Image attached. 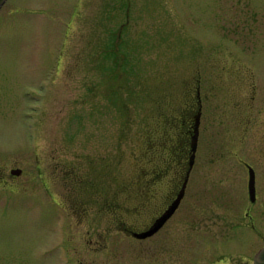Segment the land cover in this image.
<instances>
[{
	"label": "rangeland",
	"instance_id": "rangeland-1",
	"mask_svg": "<svg viewBox=\"0 0 264 264\" xmlns=\"http://www.w3.org/2000/svg\"><path fill=\"white\" fill-rule=\"evenodd\" d=\"M196 89L198 219L174 252L123 228L154 213L133 179L157 99L181 110ZM263 248L264 0L6 1L0 264H250Z\"/></svg>",
	"mask_w": 264,
	"mask_h": 264
},
{
	"label": "flooded vegetation",
	"instance_id": "flooded-vegetation-1",
	"mask_svg": "<svg viewBox=\"0 0 264 264\" xmlns=\"http://www.w3.org/2000/svg\"><path fill=\"white\" fill-rule=\"evenodd\" d=\"M196 101H197V113L199 111V107L201 104V98L199 96V92L197 90L196 95ZM196 113V115H197ZM193 131V130H192ZM192 135V133H191ZM191 154V146L189 151V158L188 162L185 166L182 165V162L179 163L174 170V174L172 177H153V171L152 168L149 167V177H143L142 180L144 181L140 185L144 186V196H143V206L144 208H153L154 213L149 217L148 221L145 222L141 228H131V227H124L123 231L126 232V234L133 239L134 241H137L139 243H146L148 245H151L152 242L155 244H159L158 246L161 247L163 245L168 244L171 246L172 250L175 251L174 247L179 246L182 244L184 234L180 232L181 226L185 225L187 228H192L193 224L195 223V220L198 219V216L195 215V212L198 210V206H196L194 203L190 202L191 200H194L193 197L190 196L189 188H192L191 184V175L189 177V180L186 185L185 190V196L182 199L178 209L175 211V213L167 220V222L163 225V227L157 231L154 235L140 239L135 237L133 234L135 232L140 233L146 230H149L152 228V226L155 224L156 220L160 218L174 203V201L177 199L178 194L182 190L185 180H186V173L189 167V159ZM197 157V156H196ZM196 163V161H195ZM195 166V165H194ZM194 169V167H193ZM20 170V169H12L10 171L11 175L13 177H18L20 175L13 174V171ZM193 172V170H192ZM191 172V174H192ZM196 191H193L195 193ZM257 177H256V200L255 202H250L252 204L257 203ZM195 197V196H194ZM193 198V199H192ZM250 199V196H249ZM186 203H190L189 205H186ZM186 205V206H185ZM136 208V207H133ZM140 207H138L139 209ZM156 208V210H155ZM196 209V210H195ZM251 209L246 208V211L244 213V217L241 218V221L244 220H251L254 218V215L250 212ZM135 213V212H134ZM133 213V214H134ZM131 214V213H130ZM240 221V223H242ZM184 229V227L182 228ZM192 230V229H191ZM151 243V244H150ZM178 249V247H177ZM179 250V249H178ZM254 260V259H253ZM253 260L250 264H253ZM247 264V263H246Z\"/></svg>",
	"mask_w": 264,
	"mask_h": 264
},
{
	"label": "trees",
	"instance_id": "trees-1",
	"mask_svg": "<svg viewBox=\"0 0 264 264\" xmlns=\"http://www.w3.org/2000/svg\"><path fill=\"white\" fill-rule=\"evenodd\" d=\"M187 96L185 107L181 110H163L164 104L167 102L166 98L157 99V125L158 127L151 128L150 133L146 134V151L142 152L140 159L146 163V168H141L138 177H149V167L151 162H154L152 167L153 177H168L173 175L175 167L182 162L185 166L188 162L189 151L192 139V130L195 124V117L197 113V89L189 92ZM196 101V102H195ZM146 156V161H145ZM160 157V159L158 158ZM139 159V160H140ZM159 159V160H158ZM162 164V168L158 165ZM136 177V176H135ZM138 185H134L136 198L141 200V204L137 207L143 206L144 186L140 185L143 180L133 179ZM126 187V186H125ZM131 187L128 186L127 189ZM135 199L134 196L129 195L128 200Z\"/></svg>",
	"mask_w": 264,
	"mask_h": 264
},
{
	"label": "water",
	"instance_id": "water-1",
	"mask_svg": "<svg viewBox=\"0 0 264 264\" xmlns=\"http://www.w3.org/2000/svg\"><path fill=\"white\" fill-rule=\"evenodd\" d=\"M7 0H0V8L6 3ZM200 96V94H199ZM201 117H202V106L200 105L199 111L195 117V124L192 131V139H191V154L189 159V167L186 173V180L185 184L178 194L177 199L174 203L170 206V208L156 220L155 224L152 226L151 229L137 233L135 232L133 235L137 238L144 239L154 235L157 231H159L163 225L167 222V220L175 213L178 209L182 199L185 196L186 185L195 165L198 146H199V138H200V126H201ZM249 170V183H248V190L251 202H255L256 200V172L253 167L248 166ZM22 173L21 170L13 171V174L20 175ZM253 264H264V248L258 252L255 256Z\"/></svg>",
	"mask_w": 264,
	"mask_h": 264
}]
</instances>
